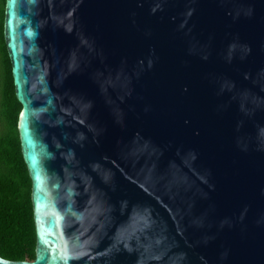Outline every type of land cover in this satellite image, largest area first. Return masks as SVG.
I'll return each mask as SVG.
<instances>
[{
	"label": "water",
	"instance_id": "95a60500",
	"mask_svg": "<svg viewBox=\"0 0 264 264\" xmlns=\"http://www.w3.org/2000/svg\"><path fill=\"white\" fill-rule=\"evenodd\" d=\"M36 258L264 264V0H6Z\"/></svg>",
	"mask_w": 264,
	"mask_h": 264
},
{
	"label": "trees",
	"instance_id": "16d2710c",
	"mask_svg": "<svg viewBox=\"0 0 264 264\" xmlns=\"http://www.w3.org/2000/svg\"><path fill=\"white\" fill-rule=\"evenodd\" d=\"M6 0H0V256L36 258L32 180L23 157L18 122L22 110L4 38Z\"/></svg>",
	"mask_w": 264,
	"mask_h": 264
}]
</instances>
